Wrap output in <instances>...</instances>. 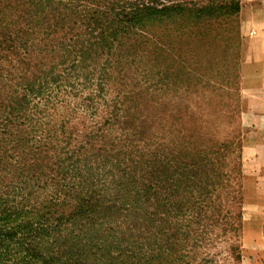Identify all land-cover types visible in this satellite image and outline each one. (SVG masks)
Instances as JSON below:
<instances>
[{
	"label": "rangeland",
	"instance_id": "rangeland-1",
	"mask_svg": "<svg viewBox=\"0 0 264 264\" xmlns=\"http://www.w3.org/2000/svg\"><path fill=\"white\" fill-rule=\"evenodd\" d=\"M225 1L182 0L188 7L191 3L217 5ZM239 3L234 19L144 25L122 44L110 43L106 48L96 45L91 34L101 25L113 26L101 23L93 12L64 8L11 12L13 53L0 59L4 70L0 76V102L4 104L0 105V141L6 139L10 145V139L37 135L34 131L26 135L21 126L16 133L4 121L5 116L11 118L5 104H15L13 99L24 93L46 98L43 119L37 121L41 127L34 130L49 132L48 142H67L61 143L63 152L71 150L76 140H83L79 136L85 128L101 125L102 112L107 110L117 115L129 113L125 119H116L115 127L116 141L131 152L125 158L159 149L161 140L169 143L172 137L165 132L175 125L178 130L183 126L193 130L190 134L198 141L203 137V144L206 140L217 144L231 140L233 146L222 151L221 160L227 167L221 170H226L237 194L232 199L222 189L217 200L224 205L223 212L230 211L228 222L237 231L226 226L224 233L217 228L204 239L180 242L189 247L187 257L193 252L201 264H251L259 245L244 235L248 227L245 218L252 205L264 204V188L256 191L250 176L256 166H264L263 159H252V151L264 153V11L260 8L264 1ZM236 29L240 36L237 42L233 38ZM97 146L93 144V148ZM233 149L236 160L232 157L226 162L224 158ZM93 152L82 144L78 154L87 163L96 160ZM70 159L66 156V162ZM111 164L108 156L100 165L113 174L116 169ZM153 242L141 238L142 252H152L149 245ZM199 244L206 247L196 249ZM204 254L206 262L202 263Z\"/></svg>",
	"mask_w": 264,
	"mask_h": 264
},
{
	"label": "trees",
	"instance_id": "trees-1",
	"mask_svg": "<svg viewBox=\"0 0 264 264\" xmlns=\"http://www.w3.org/2000/svg\"><path fill=\"white\" fill-rule=\"evenodd\" d=\"M191 5L182 0H0V59L13 53L11 12L17 10L93 12L101 23L113 26L101 25L92 32L100 48L122 44L144 25L234 19L240 10L239 0ZM233 38L240 39L237 29ZM3 71L0 66V76ZM28 87L31 92V84ZM37 97L24 93L13 99L15 104H5L11 118L5 116L4 121L16 133L21 126L26 135H37L10 139V145L0 141V264H201L193 252L187 257L189 247L181 240H201L217 228L224 233L226 226L237 231L228 222L230 211L223 212L217 200L222 189L232 199L237 194L221 170L227 167L222 151L233 146L231 140L203 144V137L198 141L190 134L193 130L175 125L165 132L172 137L169 143L161 140L159 149L125 158L131 152L116 141L115 127L116 119L129 113L107 110L101 125L85 128L79 136L83 140L63 152L64 141L48 142L49 132L34 130L41 127L37 121H42L46 106V98ZM20 117L23 122L16 121ZM82 144L95 151L96 160L84 163L78 154ZM108 156L116 169L113 174L100 165ZM232 157L237 158L234 149L224 159ZM141 238L154 240L152 252H142Z\"/></svg>",
	"mask_w": 264,
	"mask_h": 264
},
{
	"label": "crops",
	"instance_id": "crops-1",
	"mask_svg": "<svg viewBox=\"0 0 264 264\" xmlns=\"http://www.w3.org/2000/svg\"><path fill=\"white\" fill-rule=\"evenodd\" d=\"M264 1V0H262ZM263 7V8H262ZM262 11H264V5L260 6ZM252 159H263L264 161V153L256 154L255 151H252ZM251 178L254 179L253 188L256 191H261L264 188V166L259 167L256 166L255 170H253L250 174ZM245 217L247 229H245L244 235H247L248 238H253L251 241L253 244L257 243L259 245L258 255L251 262V264H264V204H254L251 206V212ZM250 218V219H249ZM255 241V242H253Z\"/></svg>",
	"mask_w": 264,
	"mask_h": 264
}]
</instances>
